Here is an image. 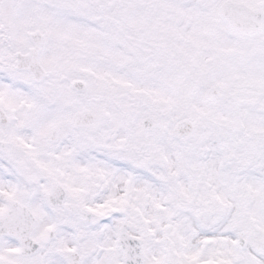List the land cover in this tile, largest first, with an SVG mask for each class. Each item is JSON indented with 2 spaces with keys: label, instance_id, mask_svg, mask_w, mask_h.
<instances>
[{
  "label": "snow or ice",
  "instance_id": "obj_1",
  "mask_svg": "<svg viewBox=\"0 0 264 264\" xmlns=\"http://www.w3.org/2000/svg\"><path fill=\"white\" fill-rule=\"evenodd\" d=\"M0 264H264V0H0Z\"/></svg>",
  "mask_w": 264,
  "mask_h": 264
}]
</instances>
